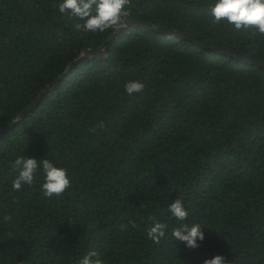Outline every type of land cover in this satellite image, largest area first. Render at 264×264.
Instances as JSON below:
<instances>
[{
	"label": "trees",
	"instance_id": "1",
	"mask_svg": "<svg viewBox=\"0 0 264 264\" xmlns=\"http://www.w3.org/2000/svg\"><path fill=\"white\" fill-rule=\"evenodd\" d=\"M58 3L0 0V130L59 78L0 135V264H75L89 248L106 264H264V68L129 25L104 59L65 72L115 28L79 30ZM127 12L264 60V35L215 23L208 0H129ZM24 152L66 167L71 187L13 192L10 161ZM176 198L202 225L196 248L146 237L149 217L176 226Z\"/></svg>",
	"mask_w": 264,
	"mask_h": 264
},
{
	"label": "clouds",
	"instance_id": "2",
	"mask_svg": "<svg viewBox=\"0 0 264 264\" xmlns=\"http://www.w3.org/2000/svg\"><path fill=\"white\" fill-rule=\"evenodd\" d=\"M210 15L215 23L224 21L235 30L254 28L264 35V0H208ZM129 0H59L57 8L59 13L74 17L81 23L76 28L85 32H104L112 28L122 27L126 21L123 19L128 14ZM125 92L131 96L142 92L144 83L141 80H128L124 85ZM14 178L11 182L13 192L21 191L25 186H31L40 180V191L43 196L52 198L60 196L71 187V178L67 168L57 161L45 157L30 156L25 152L17 155L10 161ZM176 198L168 204L166 212L177 221L175 227L169 231V225L163 220L152 216L145 227L146 237L156 244L161 239L170 236L176 242H182L187 248H196L205 238L202 225L199 222H188L189 210L185 201ZM5 219L10 217L5 216ZM136 227L134 222H129ZM120 230H125L128 225L120 224ZM75 264H106L104 256L95 248L79 256ZM202 264H229L222 254H214L205 258Z\"/></svg>",
	"mask_w": 264,
	"mask_h": 264
},
{
	"label": "water",
	"instance_id": "3",
	"mask_svg": "<svg viewBox=\"0 0 264 264\" xmlns=\"http://www.w3.org/2000/svg\"><path fill=\"white\" fill-rule=\"evenodd\" d=\"M126 23L119 28H115L114 31L107 37V39L102 42L101 45L97 47H91L86 50H83L80 55L72 62L69 63L68 67L66 68L65 72H68L69 69H71L75 63L85 59V58H95V59H104L105 58V48L106 44L114 38L116 34H118L123 28L131 25L135 27H141L145 28L150 31L158 32V33H168L170 35H173L175 37H179L180 39L187 40L190 42H193L194 44L201 46L205 49L213 50L215 52H218L220 54H225L228 55L232 58H234L237 61H241L247 64H253L257 65L261 68H264V60H260L258 58L251 57L245 52H242L240 50L232 49L226 46H218L214 44H207L204 41L198 40L195 37L189 36L188 34L184 32H180L177 29L173 27H168L166 25H156L152 23H146L144 21L138 20V19H126ZM59 79V78H58ZM57 80L54 82L46 85L38 94V96L26 107L24 108L18 115L15 116L14 119L9 121L1 130H0V135L7 130V128L14 123L18 122L20 119H22L36 104L37 102L41 99V97L50 89H52L56 84Z\"/></svg>",
	"mask_w": 264,
	"mask_h": 264
}]
</instances>
